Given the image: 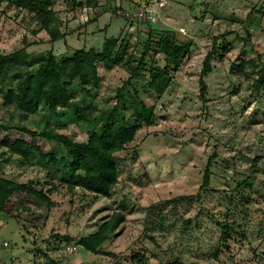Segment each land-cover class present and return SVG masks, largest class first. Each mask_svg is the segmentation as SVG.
Returning <instances> with one entry per match:
<instances>
[{
    "label": "rangeland",
    "instance_id": "1",
    "mask_svg": "<svg viewBox=\"0 0 264 264\" xmlns=\"http://www.w3.org/2000/svg\"><path fill=\"white\" fill-rule=\"evenodd\" d=\"M51 7L62 35L55 41L35 14L0 4V58L18 60L0 68V142L31 147L21 156L1 145L0 179L48 198L0 192V264H264V0H52ZM165 39L179 63L167 57ZM77 50L101 54L88 83L62 75L65 98L42 100L33 112L7 100L50 57L61 64ZM158 73L170 78L164 92L153 81ZM144 108L153 110L150 121L114 153L109 197L70 189L61 144L20 131L86 141L107 117L131 124ZM209 159L210 183L201 188ZM113 211L123 223L96 252L85 250L79 238Z\"/></svg>",
    "mask_w": 264,
    "mask_h": 264
},
{
    "label": "trees",
    "instance_id": "2",
    "mask_svg": "<svg viewBox=\"0 0 264 264\" xmlns=\"http://www.w3.org/2000/svg\"><path fill=\"white\" fill-rule=\"evenodd\" d=\"M5 0H0L3 2ZM8 3L17 7L23 8L33 14L40 21L42 28L47 31L50 40L55 41L60 38L61 33L54 24L56 17L52 9V0H7ZM54 24V27L51 26ZM55 29V32L53 31ZM171 42L166 39L162 41V48L167 57L171 53L169 49ZM214 45L212 49L206 54L201 69V78L199 80L200 97H205L206 84L203 77L210 71V59L215 53ZM101 57V54H94L93 52H85L77 50L69 58H64L59 64L53 57H50L48 62L43 64L34 74L29 75L24 83L18 88L17 92L10 91L7 94V100L15 101L19 107L27 112H33L42 100H46L50 104H56L59 100L65 98V89L62 86V75L69 79L79 78L87 82L90 78L96 76L94 62ZM174 63H179V59L175 57ZM15 67L18 63L16 58L11 56H2L0 58V68L3 70L7 66ZM20 63H23L20 60ZM166 69V67H165ZM169 76L158 73L154 76L153 81L156 82L157 88L160 92H164L167 88ZM153 116L151 108L143 110L133 123L125 124L114 120L111 116L103 120L96 132L91 133L86 141H74L68 136L60 133L43 132L38 133L28 128H20L22 133H27L32 136H41L47 140L56 141L61 144L64 151L69 157V166L72 174L68 180V187L70 189L80 187L83 190L91 192L96 195L109 197L114 185L117 183L118 170L117 163L114 158V153L122 149L127 143L133 140L135 131L141 122H149ZM5 145L13 153H18L21 156H27L31 151L30 145L25 143L22 139L15 142L4 141L0 142ZM43 157L49 158L50 161H55L56 158L52 153H41ZM65 159V158H62ZM210 166L209 159L202 176L201 188H206L210 183ZM29 191L36 195L39 199L48 200V198L41 192L34 190L25 184L16 183L7 179H0V192L11 194L13 192ZM185 196H179L172 201L184 200ZM124 215L121 212L113 211L110 216L98 227V229L87 236L81 237L78 243L87 251L96 252L99 246L107 240L110 235L123 223ZM165 264H185L180 260H174Z\"/></svg>",
    "mask_w": 264,
    "mask_h": 264
},
{
    "label": "built area",
    "instance_id": "3",
    "mask_svg": "<svg viewBox=\"0 0 264 264\" xmlns=\"http://www.w3.org/2000/svg\"><path fill=\"white\" fill-rule=\"evenodd\" d=\"M182 31H184V29H182Z\"/></svg>",
    "mask_w": 264,
    "mask_h": 264
}]
</instances>
